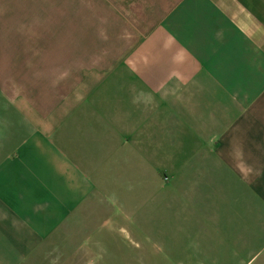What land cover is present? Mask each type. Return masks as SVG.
Listing matches in <instances>:
<instances>
[{
	"label": "crops",
	"instance_id": "0c3cea01",
	"mask_svg": "<svg viewBox=\"0 0 264 264\" xmlns=\"http://www.w3.org/2000/svg\"><path fill=\"white\" fill-rule=\"evenodd\" d=\"M26 1L88 52L0 73V264H264V0Z\"/></svg>",
	"mask_w": 264,
	"mask_h": 264
},
{
	"label": "rangeland",
	"instance_id": "374dc122",
	"mask_svg": "<svg viewBox=\"0 0 264 264\" xmlns=\"http://www.w3.org/2000/svg\"><path fill=\"white\" fill-rule=\"evenodd\" d=\"M20 1L22 3V6L19 7L22 8L21 9L17 8L16 15L12 17L15 19V31L13 30L0 31V73L21 71L22 68H24L25 66V64L22 61L25 60L27 53L28 55L38 56L40 53L39 45L42 41L45 40L48 41L49 45H51V43L53 45V42L55 41L56 38L58 41L59 39L63 40L62 42L64 43V45L69 46V48L65 49V55H66V51H68L69 52L68 54H70L71 42L78 38L80 39L79 42L80 48H77V50L80 51L81 55H87L88 49L86 47H83L85 46L84 42H86L87 37L89 35L87 30H81L80 32H75V31L72 32L65 30L63 32L50 31L48 30V28L50 29L49 26L50 19H53L55 16H48V26H46L47 31L39 30L40 26L39 25L35 26L33 24H36L35 20H37V18H40V16L39 15L37 16L34 13V11L31 10L32 6L30 5V3H28V1L26 0H20ZM3 2L4 0L2 1V7L4 6ZM41 10L43 12L45 11L43 6ZM6 11L7 10L5 7L0 9V20L5 19L4 23H6L7 21L6 18H11L3 15V13L5 15H8V12ZM31 12L34 17L31 16ZM32 18L33 20L31 21ZM64 18L70 19L71 17H64ZM43 24L41 26L42 27L41 29H43L44 27ZM129 26L132 30H134V28L137 27V24L131 22ZM8 27L13 28V25L5 26V28ZM70 27L71 25L68 24L67 28L70 29ZM101 34L103 35V32H101ZM48 66H54V65L50 64ZM211 218H214V216L209 217L208 218L209 221ZM181 221H182L181 217L177 218V227L182 228L183 225L181 224ZM209 221L206 225L209 227V229L215 230L216 229L215 221L214 220L210 222ZM180 231L181 230H179L178 232ZM158 245L159 246H157L155 249L159 248L160 251L163 250V252L161 251L162 255L159 256L158 264H168L169 262L167 261V257L166 255H164V252L166 251L165 250L166 248L164 247V241L159 242ZM129 251L131 254L127 257V262L125 264H139L137 262V257H136L137 250L134 247L133 248L131 247ZM155 255H157V253H155Z\"/></svg>",
	"mask_w": 264,
	"mask_h": 264
}]
</instances>
